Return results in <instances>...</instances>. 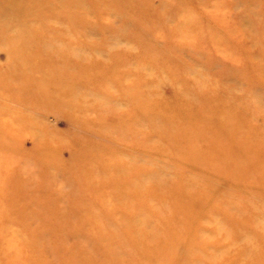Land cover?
<instances>
[{"label":"rangeland","instance_id":"obj_1","mask_svg":"<svg viewBox=\"0 0 264 264\" xmlns=\"http://www.w3.org/2000/svg\"><path fill=\"white\" fill-rule=\"evenodd\" d=\"M93 8L79 40L95 46L79 50L74 74L53 62L60 55L44 63L0 37V264H264V153L244 170L185 147V138L180 150L163 137L172 119L187 120L188 107L208 115L183 128L200 144L212 142L205 123L223 109L235 125L260 129L244 131L247 139L264 142V0H132L125 10L103 2L83 10ZM92 24L102 27L81 33ZM109 81L116 99L99 92ZM131 89L133 100L150 94L151 106L103 105L132 104L123 101ZM111 152L119 162L109 164L126 170L119 181L98 161ZM136 155L141 165L128 158ZM175 177L200 184L191 200Z\"/></svg>","mask_w":264,"mask_h":264},{"label":"bare ground","instance_id":"obj_2","mask_svg":"<svg viewBox=\"0 0 264 264\" xmlns=\"http://www.w3.org/2000/svg\"><path fill=\"white\" fill-rule=\"evenodd\" d=\"M116 1L119 0H0V37H2V39L5 40V43L10 45L11 50L13 52H17L18 55H39L41 56V59H44L42 60L44 61V63L45 60L48 59L49 55H60L59 59L54 60L53 62L66 66V69L74 74L79 69V56H77L79 55V52L83 53L82 51H87V48H92L93 46H95V44L93 45V42H82L79 40V26H81L85 22L90 25V17H93L95 12L97 11L93 8L91 16L89 15L90 12L85 13L83 8L89 5H98L99 2H101L102 4L103 2L104 7H109L112 5L115 11H120V9H127L126 7H128V5L132 2V0H121V2L119 1L120 3L117 4ZM137 1L138 0H136V2ZM133 4H135V2H133ZM140 6L141 5L138 4L137 7L140 8ZM203 15L205 16V14ZM101 27L102 25L92 24L91 28L87 27L86 31L82 30L81 33H94L96 31H99L98 28ZM181 27L183 28V34L181 35H186L187 37H189V35L191 36L189 31L191 27L189 24L186 25L185 23ZM186 27H188V33H184L185 31H183L187 29ZM70 28L73 29L70 30ZM191 31L193 32V30ZM107 37L111 38L110 35H107ZM79 44L82 45L79 46ZM131 64L132 63H129L126 67H124L128 69V72L123 75L124 78L132 75L130 70L134 68L130 66ZM95 66L97 68H102L103 64L101 62H97L95 63ZM110 82L111 81L105 83L103 87L99 88V92L105 91V93L111 94L109 95L111 96L109 99H116L114 96L116 94H120L119 90L114 93L112 89H116V86L111 84ZM120 84V87H122L123 84ZM58 90L61 93H64L63 88H60ZM133 96H135L134 91L132 89L128 90V93L124 94L123 100L128 101V103L132 101V104H126V102L118 103L117 101L112 100V103H107V101H104L103 105L109 107L110 110L114 112V110L123 109L128 105H137L138 107L140 106L146 109L149 108L153 102L150 94H137L135 100H133ZM185 108L186 109H184V111H190V114L186 112V115L188 116L186 117L187 120L176 121L175 119H172L168 123L171 126V129L163 136L173 147L176 145V147L182 150L184 146L187 147L189 145L194 146V151L199 154L209 155L210 153H214L215 155L216 153H218L223 156V158H225V160L223 161L229 162L232 167L236 166L238 169L244 168V170H247L250 166H255V163L257 162L255 159V155L258 152L264 153V142L261 141V139L259 140L256 136L254 137L252 133L251 136L247 139V132H244L253 131V133L255 132L258 134L260 129L258 130L257 128L249 125H246L245 127L247 129H244L240 125H235L234 122L236 120L233 119V117L235 118V116L231 117L232 112L226 109H223V111L214 115V118L217 119L215 124L209 120H207V122L205 123V131L208 134L213 135L212 138L214 137L212 139V142L210 144H203L201 140V144L198 143L196 138L188 136V134L190 133H188L187 131H183V128L186 125L188 128H191V126L194 128L197 127V122L200 121V123H203L204 118L208 117V115H205V112L201 109H190L188 107ZM239 119L244 120L243 118H238L237 120ZM154 130L158 131V133L164 132V128L159 124L155 125ZM136 131V134H139L144 130L143 127L140 126ZM184 138L187 140V142L185 143L186 145L182 147L180 144H177V141L178 139L183 140ZM150 147L152 148L153 146ZM243 153V157L240 156ZM136 157L137 158L135 159L134 157L128 156V158L132 159V161L135 160L138 164L141 165L143 162L142 158L138 155H136ZM217 159L218 160L215 159L216 162L222 160L221 157ZM114 160L119 162L118 155L117 153L113 154L111 152L105 156V159L101 158L98 161L107 167L108 174L104 175L106 176V178H111L113 181H119V179L121 178L120 176H122V174H124L126 170H124L122 166H118L117 164H109ZM147 165L148 166H146L145 169L150 172L149 168H151L152 162L147 163ZM126 169L127 173L130 174L133 171H137L138 168L136 167V164L132 166L126 164ZM156 174L150 173L149 175H147L151 179H155ZM261 176V181H263L262 184H264V170H261ZM135 180L136 181L134 183H131V185L139 187V179L136 178ZM175 182L181 185L176 186L184 188V191L186 192L185 198L188 200H191V197L189 195H192L191 193L193 189L197 188V186L200 185H197L195 183V180H190L187 178L184 179V177H175ZM135 189L133 188L131 190L132 193L128 194L127 192H125L124 194H122L123 199H125L126 201L131 195H135L136 193L134 192L139 191L138 189ZM123 207L125 208V205H123ZM248 212L247 210H245V214H247ZM171 228L173 229V227Z\"/></svg>","mask_w":264,"mask_h":264}]
</instances>
